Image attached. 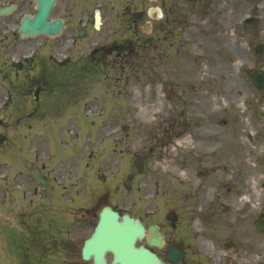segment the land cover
I'll return each mask as SVG.
<instances>
[{
  "label": "rangeland",
  "instance_id": "1",
  "mask_svg": "<svg viewBox=\"0 0 264 264\" xmlns=\"http://www.w3.org/2000/svg\"><path fill=\"white\" fill-rule=\"evenodd\" d=\"M97 1L107 15L92 40L104 41L118 29L119 2L87 0L83 5L91 8ZM159 1L164 16L158 18L147 8L140 20V26L146 20L155 22V47L117 57L118 66L92 73L86 82L67 83V117L45 120L43 130L34 129L42 131V160L62 178L69 177V164L77 174L87 158L99 169L104 166L106 178L99 183L90 179V192L108 190L100 202L116 203L147 223L160 224L165 232L170 227L163 213L172 207L180 216L173 233L187 246L193 264H264V234L254 226L264 214V116L259 115L264 90L257 91L247 77L253 68L264 67V53L253 49L264 43V0H139V7L154 3L160 15ZM128 2L121 0L122 5ZM247 16H254L253 21L245 22ZM137 30L138 36H145L140 27ZM84 48L77 46L78 54ZM196 66L199 78L192 76ZM161 87L166 96L157 99ZM148 102L158 106L150 115L155 120L151 125L139 112ZM79 109L91 113V121L76 114ZM18 127L12 132L18 134ZM68 127L81 138L76 144ZM86 130L89 146L83 154L90 155L78 156V164L72 148L83 143ZM224 131L236 136L231 159L220 151ZM26 158L25 168L16 162L8 167L7 180H0V189L8 185L12 193L14 213L20 210L22 186L32 190L34 185L25 181L32 168L28 152ZM136 158L144 162L142 172L135 170ZM129 170L135 174L132 190L121 186ZM200 171L205 176H198ZM114 184L120 188L114 191ZM227 239L232 242L229 249L223 247Z\"/></svg>",
  "mask_w": 264,
  "mask_h": 264
},
{
  "label": "flooded vegetation",
  "instance_id": "2",
  "mask_svg": "<svg viewBox=\"0 0 264 264\" xmlns=\"http://www.w3.org/2000/svg\"><path fill=\"white\" fill-rule=\"evenodd\" d=\"M120 2V0H118ZM13 4L12 10L0 16V84L4 87L6 97L16 93L14 87L21 88L24 102L19 108H11L9 103L5 102L4 120H0L1 133L6 136L0 143V155L10 156L12 138L10 137V122L11 114H15L18 119L36 118L41 119L48 113L49 102L42 100L41 94L49 93L54 81L46 77L45 71L53 70L56 66L54 52L57 49L58 38L49 37L46 35L36 36H21L16 30L20 18L30 13L34 7L33 0H0V6ZM100 4V2H99ZM133 1L128 4L127 12L125 13L127 20V29L136 30L137 21L131 16ZM75 8V0H56L51 11L50 18L54 19L62 17L65 21L66 28L76 29L75 15L80 12H88L87 9L79 7ZM123 8L122 3H119V9ZM104 9L100 8V13ZM124 15L121 11V17ZM122 22V20H121ZM154 25L151 26V34ZM154 36L152 34L151 44H154ZM38 90V98L34 97V90ZM28 104V105H27ZM16 160H14V166ZM9 161L0 160V180H7ZM45 178L48 179V172L45 173ZM8 188V187H6ZM33 193L37 196L35 200L30 199L25 201L27 190H22L21 194L24 198L23 206L30 208L28 216L34 215L37 210L43 208L44 190H34ZM9 210L8 204L6 207ZM6 210L5 212H8ZM37 214L38 222H24L20 227L19 243L13 246L24 248L21 255H11L12 236L10 223L0 224L1 230L4 231L6 247L2 248L0 260L3 264H92L90 261H84L80 255L81 244L86 237V226L89 223L76 224L74 221L58 222L53 214ZM84 214H82L83 216ZM44 219V222L42 221ZM24 237L25 239H22ZM27 237V238H26ZM26 242L28 244H26ZM27 250V251H26ZM32 251L34 253H32ZM27 252L29 255H27ZM15 258L20 261H15Z\"/></svg>",
  "mask_w": 264,
  "mask_h": 264
},
{
  "label": "water",
  "instance_id": "3",
  "mask_svg": "<svg viewBox=\"0 0 264 264\" xmlns=\"http://www.w3.org/2000/svg\"><path fill=\"white\" fill-rule=\"evenodd\" d=\"M38 18L31 21H24L22 31H35L39 28ZM252 81L258 86H264V72L255 71L250 74ZM264 228V218L258 222ZM93 236L86 242L84 256L90 252H98L100 257L104 250H109L113 254L112 264H161L158 258L142 245L135 247L134 242L137 237H142L144 230L142 225L127 215L122 216V220H117V214L101 212L99 225ZM155 227L149 228L150 235L147 242L149 244L160 245V236L155 233ZM96 253V254H98ZM102 261L101 259L96 260Z\"/></svg>",
  "mask_w": 264,
  "mask_h": 264
},
{
  "label": "bare ground",
  "instance_id": "4",
  "mask_svg": "<svg viewBox=\"0 0 264 264\" xmlns=\"http://www.w3.org/2000/svg\"><path fill=\"white\" fill-rule=\"evenodd\" d=\"M192 76L195 78H199V67L196 66ZM166 96V91L163 87L160 88L158 98L160 99L161 97ZM149 103V102H148ZM158 110V106L156 103L154 104H145L144 106L140 107L139 112L144 115V119L146 124L151 125L154 123V118L150 117L152 113H155ZM236 136H234L233 132L231 131H224L223 134L220 136V141H221V146H220V151L225 154H229L228 158H232V156H235L233 153L234 148L232 147L233 140H235Z\"/></svg>",
  "mask_w": 264,
  "mask_h": 264
}]
</instances>
